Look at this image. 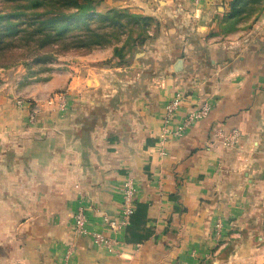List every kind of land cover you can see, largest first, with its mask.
<instances>
[{"label":"crops","instance_id":"crops-1","mask_svg":"<svg viewBox=\"0 0 264 264\" xmlns=\"http://www.w3.org/2000/svg\"><path fill=\"white\" fill-rule=\"evenodd\" d=\"M232 2L201 0L185 29L162 18L122 67L109 57L88 74H58L47 89L61 80L72 90L63 116L0 120V264H264V10L231 23ZM178 93L170 127L182 135L163 142ZM206 102L208 118L187 124ZM129 179L136 212L113 231Z\"/></svg>","mask_w":264,"mask_h":264},{"label":"rangeland","instance_id":"rangeland-1","mask_svg":"<svg viewBox=\"0 0 264 264\" xmlns=\"http://www.w3.org/2000/svg\"><path fill=\"white\" fill-rule=\"evenodd\" d=\"M252 1V6L250 5L247 12L242 14V20L246 15L245 20L251 14L256 15L263 12L264 0ZM193 5L186 7L181 4L176 7L171 5L163 8L160 7L159 0H0L1 14L11 15L8 17L14 23L12 28L2 26L0 29V33H2L0 41L5 43L2 54L0 53V120L6 124L12 120L17 125H33L41 119L44 112L58 113L61 116H63V112H70L72 101L69 99L72 90L68 86L60 88L62 86L61 80H58L52 88L47 89L49 82L64 71H68L72 75L80 74L81 71L88 74L92 64H103L111 57L118 61L119 57L115 54V48L125 44L127 35L130 33L129 29L133 30V28L126 27L127 31L120 37V43L113 42V45L92 49V51L59 46L41 48L43 49L41 51H45L43 54L50 53L53 55V58L43 61L40 59L41 56L34 53L31 47L22 48L17 45L12 50H7L9 46L6 43L12 36H23L26 31L27 33L33 31V28H26L27 23L24 21L27 19L34 17L50 18L61 13L64 18H70L66 24L65 33L76 34L80 33L86 21L91 17L96 21L97 18L109 11H127L152 19L148 26L150 39H152L154 33L163 26L162 18L164 17L176 28L185 29V26H191L194 20L191 13H197L193 9L196 8L195 4ZM84 7L86 10L82 14L80 11ZM188 19L189 22H187ZM62 24L64 23L53 24V29L48 27L43 30H35V32L41 34L43 31H55ZM233 26L231 24L228 28L234 29ZM117 39L119 37L114 38L113 41H117ZM150 39L144 45L148 46L149 43L151 45L152 40ZM144 45L134 47L133 52H139ZM157 46L161 47L160 44ZM9 52H11L10 55ZM129 56V53H126V60ZM126 60L120 59L119 67L126 64ZM121 79H123L122 74L115 75V80ZM14 111L16 114L13 115ZM25 115L26 117L23 119ZM28 115L29 117H27Z\"/></svg>","mask_w":264,"mask_h":264},{"label":"trees","instance_id":"trees-1","mask_svg":"<svg viewBox=\"0 0 264 264\" xmlns=\"http://www.w3.org/2000/svg\"><path fill=\"white\" fill-rule=\"evenodd\" d=\"M251 1L252 0H233L231 4V12L228 16V19L231 23L236 20H242V14L247 12V9L250 5L252 6L253 1ZM85 10L86 7H84L80 12H82L83 14ZM8 16L11 15L1 14L0 12V29L2 28V26H13L14 23ZM251 16L252 14L249 15V18ZM246 17L247 15L243 17V20H245ZM69 20V17L64 18L61 13L60 15H54L50 18H29L24 21V23H27L26 28H33V31L29 33H27L26 31V34H24L23 36L20 35L21 37H17L15 35L12 36L11 39L6 43V45L9 46L7 50H12L17 45L22 48L31 47L34 53H37L41 56L40 59L46 61L48 58H53V55L50 53L43 54V52L45 51H41L43 50L41 48H47L49 46H59L63 48H75L77 50L92 51V49L104 48L113 45V42L120 43V37H122L127 31L126 27H130L133 28V30L129 29V35L126 34L127 40L125 44L121 45V47L115 48L116 56H118L120 59H124L126 57V53H129V55H131L133 53L134 47L144 45V43H146L151 37L148 26L149 22L151 23L152 19L149 17H144L142 15L128 13L127 11H109L105 15L97 18L96 21L93 20V17H91L86 21V24L84 28L81 29L80 33L76 34L65 33L67 27L66 24H68ZM62 22L64 24H62L59 29H56L55 31H43V33L41 34H37L35 32V30H43L48 27L53 29V24ZM0 35H2V33H0ZM116 37H119V39H117V41H113ZM4 45V41H0L1 54ZM8 54L10 55L11 52H9Z\"/></svg>","mask_w":264,"mask_h":264},{"label":"built area","instance_id":"built-area-1","mask_svg":"<svg viewBox=\"0 0 264 264\" xmlns=\"http://www.w3.org/2000/svg\"><path fill=\"white\" fill-rule=\"evenodd\" d=\"M201 0H195L194 4L197 5L200 3ZM184 100V93H178L177 97L172 101L166 109V116H165V128H164V139L170 134L181 136V131H174L170 127V122L174 118L176 112L180 109L183 104ZM212 111L211 105L206 102L204 103L199 109L193 110L188 113L186 121L187 124L195 123L199 120H203L208 118ZM218 135L223 138L224 144L227 146H233L236 142H238L239 133L237 131H233L231 133H224L223 131H219ZM135 184L132 179L126 181L123 186V204H122V212L118 219L108 220V225L110 229L113 231H120L124 226L128 225L131 217L136 212V205H135ZM87 218L83 211H79L75 215V228L79 233L86 234L87 233ZM94 240L96 243L100 245H105L106 247H111L114 245V242L99 233L94 234Z\"/></svg>","mask_w":264,"mask_h":264}]
</instances>
